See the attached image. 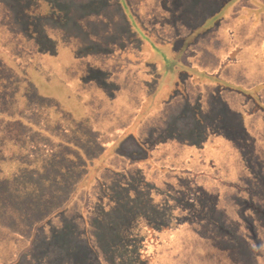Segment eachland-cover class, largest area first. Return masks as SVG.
Instances as JSON below:
<instances>
[{
	"label": "rangeland",
	"instance_id": "rangeland-1",
	"mask_svg": "<svg viewBox=\"0 0 264 264\" xmlns=\"http://www.w3.org/2000/svg\"><path fill=\"white\" fill-rule=\"evenodd\" d=\"M122 1L130 13L121 0H0V167L15 169L0 168V264H264V110L247 100L264 85V0ZM239 47L243 78L219 72ZM160 63L186 85L192 72L187 89L203 96L156 109V86L169 89ZM144 101L155 109L146 134L177 132L171 145L188 171L146 182L131 169L117 178L127 187L109 184L116 205H102V190H79V176ZM148 220L152 231L182 226L152 232L153 248L138 254L130 235Z\"/></svg>",
	"mask_w": 264,
	"mask_h": 264
},
{
	"label": "crops",
	"instance_id": "crops-1",
	"mask_svg": "<svg viewBox=\"0 0 264 264\" xmlns=\"http://www.w3.org/2000/svg\"><path fill=\"white\" fill-rule=\"evenodd\" d=\"M260 20V17L257 18ZM145 44L143 43V46ZM141 49V46L139 50ZM241 50V48H237L233 51L234 57H232L233 53H230L228 56L226 53H223L221 56L223 59L226 61L224 62L223 66L221 67V72L222 70H227L231 69L230 66H233V70H237L236 72H232L236 74L235 76L243 78V73H241L239 70L243 68L245 65L248 64L249 61H247L245 58H238V52ZM145 52V50H142ZM250 58H252L250 55H247ZM142 57V56H141ZM143 60L146 61V59H149L147 57H142ZM256 60H264V51L262 55H258L256 57ZM188 60L186 59L185 64L187 68H192L191 64H188ZM234 64V65H229V64ZM159 65V63H158ZM243 66V67H242ZM160 67L158 68L159 75H163V78H165V83L164 87H167L169 85V89H157L158 85L155 88V91L162 90L161 92L163 94V98L161 102L159 103L158 107L156 109H161L163 104L166 103L169 107L173 106H182L184 107L186 104H189V101L191 100V97L193 95L202 97L203 93L200 91H197L196 93L192 89H187V85L192 84L196 85V83L193 81V73L188 71H183L185 78H187V85L182 81L181 74H177L176 72V77L172 78L170 77L169 73H166V70H164V65L160 63ZM178 68V66H177ZM176 69V68H175ZM144 75H149L151 74L150 72L144 71L142 69ZM164 72V73H163ZM182 72V71H181ZM229 73V72H228ZM167 75V76H166ZM160 78V77H159ZM158 78V79H159ZM34 80V79H33ZM35 83H39V80L35 78ZM54 89H63V86L58 85V86H53ZM264 85L263 82L261 83L260 88L255 89L256 93H258L257 100L253 101L252 98L247 99L249 100L250 104V110L255 111V112H261L263 114L264 110V91H263ZM42 89H52V88H47L44 87ZM199 90V89H198ZM224 90V89H221ZM243 90V92H242ZM251 89H238V93L240 94H246L245 91H249ZM64 95V92L62 93ZM220 95V94H219ZM245 96V95H244ZM57 100L59 99L61 102H64L63 104L67 108V111L71 112L74 117L81 116V110L79 109V113L77 112V109L79 108L78 103H73L72 101L68 99H63L62 97L54 96ZM200 103V102H198ZM68 104H71L73 106H77V109L74 107H69ZM174 104V105H173ZM196 104V103H195ZM254 106H256V110H253ZM259 106V107H258ZM145 101L143 103V106L140 108L138 111L134 121L132 124L129 126H126V128L123 130V132L119 135V138L115 140L113 143H106L103 150V152L99 155L96 156L95 159H93L91 162L87 163L86 166V172H82V174L79 176V181L77 183L79 190L80 188H84L86 191H91L92 187H95V189L99 188V190H102L101 195H97L100 198V201L102 205H107V204H114L116 205L117 201H119L118 197L115 196L116 193L112 190H110V186L112 183L120 185L121 188L127 187V184L125 183H119L121 180L117 179L120 176H127L130 174V170L133 169V171L139 172V174L142 176V178L146 182H150L151 177L150 176H158V177H164V176H169L173 174L174 172H179L183 169H186L188 171V167H183L181 165L183 163V158L180 157V155H177V153L173 152V146L171 145L173 140V136H177V132H174L172 134V137L169 138L168 136V130L162 131V135L158 136L157 138L153 137L151 135V132L146 134L145 130V122L147 118L150 116L153 110L155 109H148L145 110ZM191 108V107H190ZM193 110V114H199L198 106L194 105V107L191 108ZM262 110V111H261ZM195 117V116H194ZM167 121V119H166ZM174 121V120H171ZM167 123V122H166ZM141 127H144V135L141 134ZM181 133V132H180ZM48 137L55 139L57 134L55 133H48ZM47 136V134H45ZM124 137L127 138V142L124 143L123 139ZM205 138H209V135L206 134ZM204 145V144H203ZM188 150V156L191 159H196L199 158L202 162H205L204 159H202V156L199 154L196 156L194 154V148L192 147H185ZM211 163L215 164L216 159L213 158L211 160ZM214 168L217 167V165H213ZM1 170L2 173H6L8 171H14L13 167L10 165H3L1 164ZM199 173V172H198ZM262 181V180H261ZM259 182V181H258ZM261 184V182H259ZM102 186V187H101ZM156 188V186L154 185ZM115 190H118L116 188ZM112 193H110V192ZM128 194V192H126ZM130 193V192H129ZM130 200H135V197L130 194L129 196ZM88 202V201H87ZM86 202V206H87ZM92 202V201H90ZM69 206V203L65 204V207ZM91 206L88 205L86 209L90 210ZM134 208L132 209V214L135 216L133 212ZM103 211V210H102ZM131 215V214H130ZM83 215L82 220H79V223H83L87 225V217ZM135 218V217H134ZM131 219V218H130ZM133 220V219H131ZM85 221V222H84ZM130 223V222H129ZM143 229H146L147 231H142L141 232H136L134 236L132 234L130 237H139L140 236V243L141 246L137 248V253L138 254H146L148 253V250H151L154 246L152 242H149V237L152 236V232H154V235H159L161 234H169L170 236L175 235V232H177V229H179L182 225H180L178 228L172 231H163V230H156L154 229L153 231L150 229V227L155 228L156 226H152L151 222L148 220L146 224L144 225ZM71 232V228H66L63 229L64 233H67L68 230ZM82 229V228H81ZM87 230V229H86ZM120 231V230H119ZM124 231L127 232V229ZM180 231V230H179ZM181 232V231H180ZM159 241V240H157ZM129 247H132L131 242L128 244ZM161 246V244H159ZM32 250V249H31ZM27 252V249H24L23 252H21L20 257ZM159 254H161L160 249L158 250ZM160 256V255H159ZM153 262H145L144 264H152Z\"/></svg>",
	"mask_w": 264,
	"mask_h": 264
},
{
	"label": "trees",
	"instance_id": "trees-1",
	"mask_svg": "<svg viewBox=\"0 0 264 264\" xmlns=\"http://www.w3.org/2000/svg\"><path fill=\"white\" fill-rule=\"evenodd\" d=\"M121 3H122V6H123V8H124V10H125V13H126V11L129 12L128 8H127L126 5H125V2L121 0ZM129 13H130V12H129ZM259 182H260V181H259ZM260 185H263V186H264V178L262 179Z\"/></svg>",
	"mask_w": 264,
	"mask_h": 264
}]
</instances>
